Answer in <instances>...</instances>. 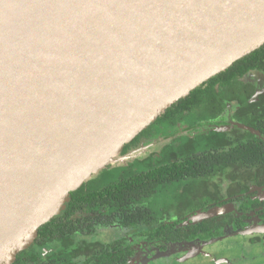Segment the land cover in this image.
<instances>
[{"label":"water","instance_id":"obj_1","mask_svg":"<svg viewBox=\"0 0 264 264\" xmlns=\"http://www.w3.org/2000/svg\"><path fill=\"white\" fill-rule=\"evenodd\" d=\"M263 46L264 0H0V264L94 175L134 161L125 146L169 108Z\"/></svg>","mask_w":264,"mask_h":264},{"label":"trees","instance_id":"obj_2","mask_svg":"<svg viewBox=\"0 0 264 264\" xmlns=\"http://www.w3.org/2000/svg\"><path fill=\"white\" fill-rule=\"evenodd\" d=\"M256 70L264 73V46L174 104L122 152L124 155L133 151L129 149L141 137L161 131L164 138L174 136L160 152L162 160L155 164V160H151L143 167L138 166L139 162L122 167L118 181L103 188H90L89 181L73 193L72 202L62 215L41 227L34 245L20 253L14 264H128L132 251L125 245L129 238L103 241L94 237L102 227L113 224H118L129 235L149 227L156 233L163 230L164 221L168 219L164 217L167 209L154 207L151 198L170 184L197 186L199 180L196 177L204 175L207 169L205 161L213 157L210 153H215L213 150H218L228 136L222 129L177 136L178 124L194 129L200 124L212 123L230 105L233 93H239L243 86L250 90L243 79ZM242 106L252 111L256 104L245 98ZM202 138H206L205 143H201ZM201 153L207 155L199 158ZM246 153L252 158L253 155L264 157V145L250 142ZM186 156V162L180 160ZM188 170L191 174L185 178ZM183 180L192 181L184 183ZM104 216L109 217L107 221ZM166 228L174 231L175 227L171 224Z\"/></svg>","mask_w":264,"mask_h":264},{"label":"flooded vegetation","instance_id":"obj_3","mask_svg":"<svg viewBox=\"0 0 264 264\" xmlns=\"http://www.w3.org/2000/svg\"><path fill=\"white\" fill-rule=\"evenodd\" d=\"M246 77L247 75L243 79L246 84H243L250 90L243 86L239 93H233L230 105L212 123L200 124L194 129L178 124L177 136L198 135L212 129H222L228 136L218 150H213L215 153H210L213 157L205 161L207 169L204 175L196 177L201 181H198L197 186L170 184L151 198L154 199V207L167 209L164 217L165 220L168 219L164 221L163 230L156 233L149 227L129 235L118 224L102 227L107 231H115L116 236L112 240H121L124 236L129 238L125 245L132 251L128 264H144L147 256L166 259L168 253L172 254L186 245L200 247L203 241L229 237L242 230H256L253 234H246L251 237L252 242L264 240V157L253 155L252 158L246 153L250 142L264 145V132L259 129L260 127L264 131V76L259 79V85L246 81ZM245 98L256 104L252 111L242 106ZM241 125L249 126L256 132L242 128ZM173 139L174 136L164 138L161 131L141 137L129 149L137 155L130 165L139 162L138 166L143 167L151 160H155L153 164L162 160L160 152ZM205 140L206 138L200 139L201 143H205ZM222 152L225 154H219ZM203 155L207 153L196 156L202 158ZM180 160L186 162L187 156ZM186 174L185 178L191 172L188 170ZM191 181L183 180L184 183ZM209 181L212 184L207 185ZM187 202L193 203V207L185 206ZM218 209L222 211L220 214L210 216L213 214L211 211ZM103 218L107 221L109 217ZM171 224L175 227L174 231L166 228ZM210 233L213 236L209 237ZM179 252L185 254L186 251Z\"/></svg>","mask_w":264,"mask_h":264},{"label":"rangeland","instance_id":"obj_4","mask_svg":"<svg viewBox=\"0 0 264 264\" xmlns=\"http://www.w3.org/2000/svg\"><path fill=\"white\" fill-rule=\"evenodd\" d=\"M263 76L264 73L256 72L254 75H250L249 73L246 77V81L259 85V79ZM132 162L134 161H129L127 164L124 162L115 164L114 166L109 165L102 169L90 180V188L99 189L113 182H117L120 177V168L129 166ZM201 184L199 183V185ZM210 184H212V182L209 181L207 185ZM190 202L185 203V206L189 205V207H193V203L190 204ZM244 235L235 234L225 237L222 241L218 240L214 243L206 244L201 248L203 249L202 251H200V247L197 248V245L191 247L190 245H186L176 252L173 251V256L168 253L166 259L163 258L162 260L155 256H147V260L144 264H264V240H253L252 242L250 236ZM115 236V231L113 229L108 231L102 229L94 238L104 241ZM208 241H210V239L203 241L200 245ZM179 251L186 252L184 254Z\"/></svg>","mask_w":264,"mask_h":264}]
</instances>
